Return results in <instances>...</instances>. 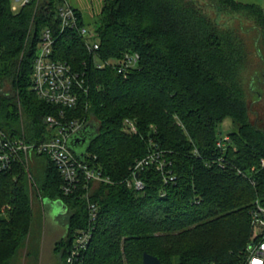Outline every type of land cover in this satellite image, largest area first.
<instances>
[{
    "label": "trees",
    "instance_id": "16d2710c",
    "mask_svg": "<svg viewBox=\"0 0 264 264\" xmlns=\"http://www.w3.org/2000/svg\"><path fill=\"white\" fill-rule=\"evenodd\" d=\"M61 1L14 11L11 0H0V129L37 143L51 136L49 116L61 120L64 111V121H94L98 136L84 159L73 152L110 182L89 191L92 182L81 177L65 196L45 156L32 157L42 165L37 178L20 164L1 173L0 264H14L27 243L35 196L68 209V234L54 249L63 250L61 264L76 230L88 226L89 202L99 214L81 264H144V253L162 264H239L253 212L264 207V107L255 106L263 96L258 87L264 89V9L237 0H103L95 31L110 66L94 67L74 29L54 45L55 58L83 73L89 89L79 90L77 105L67 109L31 90L43 30L59 35ZM125 54L139 59L122 73ZM126 119L136 121V134L122 131ZM227 120L236 130L220 148L219 126ZM154 149L175 181L166 183L151 166L139 174L143 191L129 188L132 168Z\"/></svg>",
    "mask_w": 264,
    "mask_h": 264
},
{
    "label": "built area",
    "instance_id": "2783aa9c",
    "mask_svg": "<svg viewBox=\"0 0 264 264\" xmlns=\"http://www.w3.org/2000/svg\"><path fill=\"white\" fill-rule=\"evenodd\" d=\"M34 1L40 0H21L18 4H13L12 9L19 11ZM55 17L59 25V35L56 36L51 27L43 30L33 63L31 90L39 99L47 103L72 109L77 105L78 91L83 90L87 93L89 89L83 73L76 71L69 62L55 58L54 45L57 39L67 30L74 29L84 40L97 70H103L112 62L101 58L100 41L96 31L90 32L86 26H82L80 15L66 1L56 5ZM138 59L137 54H125L118 63L119 71L123 73L137 66ZM60 116L61 120L54 116L45 119L51 136L43 142L35 143L28 142L25 138H12L0 129V174L10 171L17 164L29 171L33 156H45L60 173L63 179L62 191L65 196L74 192L81 183V177L87 182H110L100 171L91 169L88 164L82 162L68 145L70 138L86 125L85 120L64 121V111ZM123 128L128 133H137V123L134 120H124ZM228 142H230L229 136L221 135L217 144L220 148H224ZM162 157V152L154 149L150 155L138 161L131 170V178L126 180L127 186L136 191H143L144 183L139 178V174L143 169L151 166L161 172L166 183L174 182L175 176L166 169L167 164ZM221 165L223 167V164ZM261 166L264 167V161L261 162ZM98 208L97 204L88 203V226L76 232L73 246L67 256V264H81V254L87 250L98 220ZM253 217L254 222L258 224V229L241 252L239 264H264V207L258 204Z\"/></svg>",
    "mask_w": 264,
    "mask_h": 264
},
{
    "label": "rangeland",
    "instance_id": "374dc122",
    "mask_svg": "<svg viewBox=\"0 0 264 264\" xmlns=\"http://www.w3.org/2000/svg\"><path fill=\"white\" fill-rule=\"evenodd\" d=\"M11 1L13 4H18L21 0ZM64 1H66L72 8L79 10L82 13L83 21L90 32L95 31L98 13L102 8L103 0H62L61 2ZM202 1L205 2V0ZM237 1L245 4H256L264 9V0ZM59 4L60 3H58V5ZM220 20L222 21V18ZM231 25H233V23H231ZM247 38L251 42L252 39L257 38V34L251 35ZM257 91L263 95L262 97H264V89L258 87ZM262 97L260 102L255 103L256 108L264 107V98L262 100ZM256 99H258L257 96ZM219 129L224 135H227L235 131L236 127L231 121L227 120L220 124ZM122 131L130 135L136 134L126 132L123 126ZM30 168L36 178L42 173V165L36 163L33 159L30 160ZM98 184L99 183L92 182V186L88 188L89 191L97 189ZM43 205H45V215ZM32 208L33 220L30 236L27 243H25V245L19 250L14 264H61L63 250L59 248L58 252L54 251L55 244L65 238L68 234L65 215L61 214V206L55 201L49 199L42 200L40 197L35 196L34 199H32ZM252 225L253 231L251 238L255 236L258 229V224H256V222L253 221ZM77 231H79V229H77L76 232ZM86 251L81 254V258Z\"/></svg>",
    "mask_w": 264,
    "mask_h": 264
},
{
    "label": "water",
    "instance_id": "95a60500",
    "mask_svg": "<svg viewBox=\"0 0 264 264\" xmlns=\"http://www.w3.org/2000/svg\"><path fill=\"white\" fill-rule=\"evenodd\" d=\"M97 136H98V124L93 121V122L86 124L80 131L74 134L70 138L68 145L75 153H77V155L81 159H84L85 154L87 153L91 143ZM137 177H138V174H137ZM55 202L61 206V209H62L61 214L66 215L68 211L66 205L61 200L55 201ZM143 263L144 264H162L161 261L157 257L151 254H148V253L143 254Z\"/></svg>",
    "mask_w": 264,
    "mask_h": 264
},
{
    "label": "crops",
    "instance_id": "0c3cea01",
    "mask_svg": "<svg viewBox=\"0 0 264 264\" xmlns=\"http://www.w3.org/2000/svg\"><path fill=\"white\" fill-rule=\"evenodd\" d=\"M43 210H44V215L46 214V211H45V205H43Z\"/></svg>",
    "mask_w": 264,
    "mask_h": 264
}]
</instances>
